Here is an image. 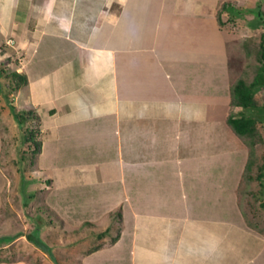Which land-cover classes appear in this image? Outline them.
I'll list each match as a JSON object with an SVG mask.
<instances>
[{
  "label": "crops",
  "instance_id": "0c3cea01",
  "mask_svg": "<svg viewBox=\"0 0 264 264\" xmlns=\"http://www.w3.org/2000/svg\"><path fill=\"white\" fill-rule=\"evenodd\" d=\"M218 1L0 0V40L14 42L27 76L15 105L39 115L38 161L72 190L70 222L121 212L116 241L82 264H234L231 253L264 264V234L204 171L198 136L188 151L179 119L210 97L186 92L213 65L194 40Z\"/></svg>",
  "mask_w": 264,
  "mask_h": 264
},
{
  "label": "rangeland",
  "instance_id": "374dc122",
  "mask_svg": "<svg viewBox=\"0 0 264 264\" xmlns=\"http://www.w3.org/2000/svg\"><path fill=\"white\" fill-rule=\"evenodd\" d=\"M220 1L222 0L218 2ZM229 1L235 9L233 12L238 14L230 18L223 12L221 19L224 23L221 25L216 19V8L215 10H203V14L208 16L203 21V34L194 40L195 49L206 54V61L211 59L213 65L204 62L205 72L202 74V81L197 82L196 89L191 88L186 94L189 95L188 97L194 95L196 98V94L200 91L203 98L210 97L202 101L200 107H197L196 112L201 115H198L195 128L189 119L198 116L194 115L195 111H190V108L185 107L182 112L179 109L178 111L182 113L179 119L185 124L181 128L187 129L188 132L185 137L188 151L192 145L191 138L198 136L199 139L194 140L196 151L201 150L202 154L196 153L195 156H201L204 166L208 167L204 168V171H214L213 175L217 177L219 186L227 187L226 193H229L228 190H233L238 208L244 210L251 223L264 230V176L261 179L256 177L259 171H264V120L256 123L262 140L255 145L254 165L249 171L252 178L248 183L243 179L248 147L225 123V117L229 112V85L239 75L243 76L246 81H250L259 65V43L261 37L264 38V19L256 15L264 17V0ZM150 6V11H153V5L150 4ZM112 8L110 10H113ZM104 10L108 12L109 7ZM156 13L158 15L161 12L157 10ZM30 21L32 22L33 18ZM258 21L259 25H257ZM29 27H33L31 23ZM172 30L176 32L177 27H172ZM244 42L249 43V50L246 54V48L242 47ZM9 43L11 42L6 43L0 40L2 76L12 70L20 72L23 70L22 58H19L22 54L20 56V53L10 46L14 42L10 45ZM8 98L11 104H16L17 90L8 94ZM255 100L259 106L264 108V89L255 93ZM15 106L18 107V105ZM18 109L21 108L18 107ZM239 110V108L234 109L235 112ZM263 113L264 111L262 115ZM29 125L39 131L34 134L38 140H41L42 145L40 122L36 119H28L24 126ZM197 127H200L202 134L197 133ZM190 129L193 134H189ZM18 132L17 122L13 119V114L8 111L6 101L0 93V237L29 232L36 223L42 220L48 224L40 227V234L50 247L51 253L48 254L37 248L27 241L24 235H21L11 242L0 243V259L8 261L0 263L82 264L83 257L90 248L99 243H104L105 247L110 244L113 236L119 235L121 219L116 215L118 209L114 207L97 222L94 220L70 222L71 219L66 212V193L72 190L67 192L68 189L60 185L59 178L51 173L50 167L38 161L41 150L39 153L32 154L35 145L20 144L21 137L20 135L17 137ZM18 166L23 168L22 173L26 179H32L30 184L27 185L26 182V188L28 191L33 190L34 195L27 200L20 191L21 169ZM229 195L231 197L232 193ZM108 223L110 224L109 231L103 237H98L101 232L99 230H104ZM227 233L230 236L231 233L229 231ZM241 252L251 255L255 252V246L252 244L250 247H240L239 253ZM222 253L225 254V252ZM229 255L234 256L232 253L228 254L227 262L241 263L239 262L242 260L241 255L240 257L235 255V259ZM219 257L223 256L220 254ZM261 258L264 259V252Z\"/></svg>",
  "mask_w": 264,
  "mask_h": 264
},
{
  "label": "trees",
  "instance_id": "16d2710c",
  "mask_svg": "<svg viewBox=\"0 0 264 264\" xmlns=\"http://www.w3.org/2000/svg\"><path fill=\"white\" fill-rule=\"evenodd\" d=\"M234 7L232 6V3L229 0H222L218 3L216 6V19L217 22L221 25L223 24V20L221 19V15L223 12L228 14V16L231 18L233 16H236L237 14L233 12ZM256 17L260 19H264V17L259 16L258 14ZM259 19V20H260ZM259 21L257 25H259ZM256 25V26H257ZM255 28V26H254ZM259 43V65L256 68V72L253 75L252 79L250 81H246L245 78L241 75L236 77V79L229 85V112L227 113L225 117V123L227 126L233 131V133L242 139L244 144L248 147V156L246 159V163L244 165V174L243 179L246 180V183L252 178L251 173L249 174V171L252 170V166L254 165L253 161V155L255 152V145L256 143L260 142L262 140V137L260 133L258 132V129L256 127V123L258 121L262 122L264 120V113L262 115V112L264 111V108L259 106L255 100V93L258 92L260 89H264V38L261 37ZM242 47L244 49L246 48L245 54L248 52L249 43L244 42L242 43ZM2 70H0V93L2 94L3 98L6 101L8 111H10L13 114V119L17 122V128L19 129L17 137H21V143H31L35 145L34 149L32 150L33 153H39L41 150V140H38L36 138L35 132H39L36 128L32 126H24L26 121L28 119H36L39 122V115L35 111L34 108H27V109H18L15 104H11L9 102L8 94L11 92L17 90L19 87L25 85L27 83V76L25 72L23 71H16L12 70L11 72L7 73L5 76L1 75ZM239 108L240 110L238 112H235L234 109ZM249 110V111H246ZM258 114V115H256ZM262 115V116H260ZM22 131V132H21ZM23 160V159H22ZM19 167V166H18ZM21 169L20 173V191L21 194L24 196V198L27 200L31 197H33V190L28 191L27 185L32 182V179H26L22 173L23 168L19 167ZM264 176V171H259L256 174V177L258 179H261ZM24 201L26 202V200ZM242 211V215L247 222V224L252 227L253 229H256L259 232L263 233V229L261 227H257L255 224L251 223L249 220L247 214ZM116 215L118 218H121V212L120 209L116 212ZM48 224V222H41L36 223V225L26 233H20L18 235L14 236H2L0 237V243L1 242H11L14 238L24 235L27 241L32 243L37 248L47 252L48 254L51 253L50 247L47 245L46 241L42 238L40 234V227L43 225ZM109 231V228H106L105 230L101 231L98 234V237H103L106 232ZM117 236H113V239L110 241V244L114 243L116 241ZM104 243H99L95 245L93 248H90L87 253L94 251L96 249H99L102 247ZM106 245V244H105ZM0 262H8L6 259H0Z\"/></svg>",
  "mask_w": 264,
  "mask_h": 264
}]
</instances>
